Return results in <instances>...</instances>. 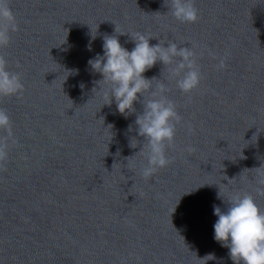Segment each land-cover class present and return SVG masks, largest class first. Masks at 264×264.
Instances as JSON below:
<instances>
[{"label": "water", "instance_id": "water-1", "mask_svg": "<svg viewBox=\"0 0 264 264\" xmlns=\"http://www.w3.org/2000/svg\"><path fill=\"white\" fill-rule=\"evenodd\" d=\"M0 264H264V0H0Z\"/></svg>", "mask_w": 264, "mask_h": 264}]
</instances>
